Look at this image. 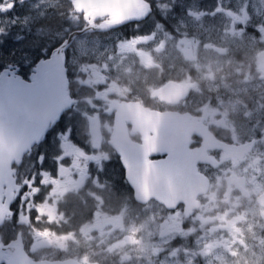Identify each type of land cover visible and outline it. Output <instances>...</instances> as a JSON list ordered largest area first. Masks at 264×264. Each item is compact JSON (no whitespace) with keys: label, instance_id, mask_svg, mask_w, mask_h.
Wrapping results in <instances>:
<instances>
[{"label":"flooded vegetation","instance_id":"flooded-vegetation-1","mask_svg":"<svg viewBox=\"0 0 264 264\" xmlns=\"http://www.w3.org/2000/svg\"><path fill=\"white\" fill-rule=\"evenodd\" d=\"M7 1L8 7L0 0V81H8V93L15 80L29 82L37 62L70 33L84 32L64 51L70 107L20 162L10 165V181L0 184V264H17L25 252L23 258L33 262L107 264L99 256L86 260L84 248L73 250L75 242L64 254L38 252L52 245L48 232L54 223L66 231L81 226L98 240L101 229L117 230L109 220L87 222L102 195L106 203L112 195L125 196L130 220L135 203L144 208L143 217L150 206L162 218L173 214L165 221L173 227L203 207L222 213L221 226L233 225L234 212L250 201L264 223V0H130L137 3L133 7L129 0H93V9L80 12L69 0H29L32 7ZM107 1L110 6L103 5ZM90 39L103 59L114 61L85 56L71 63L78 42ZM89 63L92 69L85 67ZM166 86L170 94L162 98ZM149 113L184 116L183 145L176 134L168 140L173 153L159 147L161 137L147 126ZM90 119L99 125V142L90 134ZM70 128L80 136L57 141ZM116 132L126 135L127 167L109 142ZM180 147L189 152L182 177L188 204L195 206L179 202L168 209L155 199L135 202L130 180L147 179L151 165L170 158L180 174ZM53 188L63 191L57 204L59 192ZM217 246L213 241L209 248Z\"/></svg>","mask_w":264,"mask_h":264},{"label":"rangeland","instance_id":"rangeland-1","mask_svg":"<svg viewBox=\"0 0 264 264\" xmlns=\"http://www.w3.org/2000/svg\"><path fill=\"white\" fill-rule=\"evenodd\" d=\"M40 1L44 3L45 0ZM19 3L28 4V7L34 4L29 3V0H19ZM9 5L10 2L5 0V6ZM27 10L30 11L29 8ZM71 16L73 18V14ZM82 43L78 42L79 46L72 50L71 63L79 62L85 56L106 64L114 61V58L103 59L102 52L95 48L96 44L92 39ZM85 67L92 69L93 65L89 63ZM77 134H71L70 128L69 131L59 133L57 141H71L72 137L80 136ZM40 177L43 181L45 174ZM100 186L102 189V185ZM53 191L59 192L53 199L57 204L63 191L61 188H53ZM112 196L113 199L108 203L105 202L107 196H97V207L89 213L87 222L109 220L118 224L117 230L101 229V237L98 240V237L90 238L86 228L82 229L81 226L77 227L79 230L66 231L59 222L54 223V228L48 232L52 245L38 252L64 254L72 247L70 244L75 242L77 246H74L73 250L84 248L86 260L99 256L104 263L107 261V264H264V223L259 216L258 206H254L250 201L244 202L243 207L234 212L237 221L233 225L221 226L219 218L222 213L216 214L211 207H203L191 220L174 222L173 227L171 222L166 224L165 221L171 220L174 215L165 213L166 217L162 218L159 211H155V206L148 207L147 217H143L144 208L133 203L132 218L128 219L127 198ZM113 200L114 206H111ZM107 204L110 206L106 207ZM51 210L53 212V208ZM77 213L78 211L75 214ZM238 218L242 220L238 221ZM63 220H66L65 216ZM125 237H129L132 244L125 240ZM213 241L218 243L217 248H209ZM80 244L84 245L79 246ZM82 259L85 260L84 257Z\"/></svg>","mask_w":264,"mask_h":264},{"label":"water","instance_id":"water-1","mask_svg":"<svg viewBox=\"0 0 264 264\" xmlns=\"http://www.w3.org/2000/svg\"><path fill=\"white\" fill-rule=\"evenodd\" d=\"M76 11H82L87 8L93 9V0H69ZM122 1V0H121ZM110 4L117 3L119 0H109ZM131 1L129 0L128 3ZM108 1L103 5H109ZM137 3L132 2L128 6L133 7ZM135 16V13L133 12ZM84 31H75L54 50V52L45 59L37 62L34 73L29 82L20 79L15 80L12 84V92L6 91L8 81H0V184L8 183L9 169L13 162H20L23 154L27 152L32 145L38 143L45 135L48 127L56 123L61 113L68 109L72 103L67 92L66 69L64 66V51L71 44L75 36L82 34ZM170 87L166 86L165 90L160 93L162 98L170 94ZM179 92V91H178ZM185 92V91H184ZM181 91V96L184 94ZM172 114H148V128L161 139L158 144L163 146L165 152L170 151V143L173 137L180 135L177 141L180 146L183 145L187 134V127L184 116H172ZM93 119V118H92ZM90 119V134L94 141L101 140V133L98 124H94ZM180 128V131L178 130ZM180 132V133H179ZM179 133V134H178ZM124 133H112L109 142L114 145L121 158L126 159V148L122 145L127 139ZM147 140L144 146L147 147ZM150 147V146H148ZM180 153L178 163L181 165L180 174L175 172L173 162H160L151 165L148 173L155 176L147 180L137 181L130 180L134 189V198L140 203H145L151 197H154L166 207L171 208L175 201H183L186 206L194 207L192 203L188 204V195L185 181L182 177V169L187 162L188 153L183 147L177 149ZM145 164V162H141ZM146 167V166H145ZM149 169V168H148ZM153 171H155L153 173ZM10 187H8V192ZM191 205V206H190ZM24 253L21 251V254ZM17 264H80L74 261L62 262H31L30 260L16 259Z\"/></svg>","mask_w":264,"mask_h":264}]
</instances>
